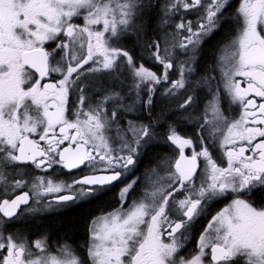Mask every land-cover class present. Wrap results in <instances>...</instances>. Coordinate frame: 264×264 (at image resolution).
Listing matches in <instances>:
<instances>
[{"label":"snow or ice","instance_id":"6c2138e0","mask_svg":"<svg viewBox=\"0 0 264 264\" xmlns=\"http://www.w3.org/2000/svg\"><path fill=\"white\" fill-rule=\"evenodd\" d=\"M232 6L231 0H0V213L9 218L0 217V264H264V139L254 143L264 138V102L255 99L264 101V0H242L233 32L213 51L229 111L238 105L239 118L224 119L214 100V115L223 122L199 124V141L169 125L167 139L179 149L175 172L140 198L132 195L136 166L155 131L132 121L122 130L117 119L118 107L131 112L136 104L151 115L163 85L162 96H185L180 116L193 122L188 110L196 97L187 94L188 74L197 72L204 45L224 27ZM156 10L161 37L141 47L162 74L143 62L138 66L120 43L130 35L139 42ZM192 10L195 24L187 15ZM180 54L179 79L170 80ZM123 72L131 77L129 94L135 93L131 105L122 104L125 97L115 87L125 83ZM216 95L223 100L219 88ZM65 141L69 145L61 149ZM217 141L219 159L208 147ZM196 143L203 149L186 155ZM22 165L50 172V178L33 179L29 191L12 198L29 187L22 175L10 177L27 174L17 167ZM79 169L87 171L76 175ZM118 185L119 204L89 222L86 255L67 240L52 254L47 235L35 240L33 251L25 237L7 231L22 218L21 205H29L28 212L43 210L30 204L31 197L62 211L101 202ZM221 200L230 203L211 217L189 251L200 221Z\"/></svg>","mask_w":264,"mask_h":264},{"label":"flooded vegetation","instance_id":"af4514ba","mask_svg":"<svg viewBox=\"0 0 264 264\" xmlns=\"http://www.w3.org/2000/svg\"><path fill=\"white\" fill-rule=\"evenodd\" d=\"M163 2V0H161ZM242 0H231L232 7L227 10L225 13L228 16V20L225 22L224 27L210 40L207 44L204 45L202 53L198 59L197 63V72L188 74V79L190 85H186V88L189 90L187 94H191L196 97V103L189 108V112L192 113V121L188 122L186 117H181L180 113L184 110L179 108V103L185 98L184 95L181 97L173 96L171 98L164 97L161 95L163 85L158 86V90L154 96V104L152 112H157L165 114L167 118H170L166 122H161L160 125L153 126L152 129L155 131V136L152 138L151 144L146 149H141L143 153L139 157V162L136 166L135 176L139 177V182L136 185L134 191L132 192L133 196L140 198L144 191L149 192L154 190V187H159L161 184H164L169 179V172H175V159L179 158V149L175 145L171 144V141H168V129L169 125H175L178 131V134H182L184 137H193L196 141L200 140V136L197 133L199 124H204L208 121L207 109L209 105L214 102V100L219 103V111L223 115L224 119L232 121L239 118L240 108L238 105H232V110L229 111L230 97L224 92L223 80L221 77L220 68L216 66V56L213 55L214 49H217L218 44L225 40L226 36L231 34L234 30V19L233 17L238 14V7ZM181 13H184V10L181 9ZM188 17L193 21L198 19L197 13L195 10H192L187 13ZM176 21H179V17L175 18ZM176 51V50H175ZM177 52V51H176ZM224 56V62L227 63L229 53L225 51L222 53ZM185 59L184 56L181 57V60L175 61L174 69L170 70L169 77L170 80L173 79L174 70L179 71L180 62ZM140 64V63H139ZM138 64V66H139ZM151 65L159 70H162V66L155 62H151ZM236 79L241 80L242 78L237 77ZM200 81V83H197ZM207 81V82H206ZM243 87H246V84L242 83ZM211 88V90H209ZM217 88H219L220 93L223 94V100L216 95ZM183 93L185 90L183 89ZM146 95L142 99L146 100ZM74 99V97H73ZM257 102L261 101L260 97H255ZM144 113L148 114L146 108L142 104H138V115L142 117ZM198 120V123H197ZM221 123V122H218ZM222 124V123H221ZM252 126V125H249ZM122 130H126L128 125H120ZM208 128H211L209 125ZM260 127H264L261 125ZM57 134L59 133V128L56 129ZM161 133H158V132ZM226 132V129H224ZM129 137L131 133H128ZM207 135V132L205 133ZM38 139V137H34ZM222 138V137H221ZM261 137H257V140L254 143L259 142ZM42 145L43 141L40 142ZM69 142L65 141L64 144L60 145V148L63 149L68 147ZM118 147V142L117 145ZM204 147L201 143H196L193 147L186 148L185 154L190 156L192 151L202 150ZM211 148L212 153L219 159L222 155L221 149L219 148V141L216 142L215 147L211 144L208 145ZM250 154V153H246ZM58 159V157H57ZM167 160L168 163H162V161ZM224 166H226V158H224ZM202 163V161H201ZM170 165V167H169ZM21 170L24 168L28 169L27 174L23 171L12 172L11 176H23L24 180L28 183L29 187L24 189H17L16 192L12 195V198L15 195L23 194L24 191H29L31 181L37 177H42L45 182L50 178L49 173L40 172V170L35 169L31 165H22L17 166ZM56 172H63L65 177H67V170L62 169L60 165L54 166ZM51 171V170H50ZM86 169L74 170L76 175H82ZM198 183V182H197ZM120 186L114 187L111 192L104 198L101 202H91L88 204H80L66 210H49L44 208L43 203H36L35 198H30V204L35 208H41L42 211L28 212L29 205H21V209L25 210L20 213L21 219L12 223L7 231L11 232L13 235L19 233L22 237H25L29 244L33 246L35 240L38 238H44L47 235V242L52 248V254H55L57 245H63L64 241L67 240L74 247L80 246V249L84 255H86V248L83 247L87 244L89 239V222L92 217L98 216L101 211L108 212L112 210L115 206L119 204L117 199ZM64 194V193H61ZM58 194H51L52 197ZM3 197V192L0 191V198ZM49 197H42L41 200L46 201ZM227 203L230 201L221 200L212 207L209 208L206 216L200 221V226L197 229L196 233L192 236L189 241V251L195 249L196 244L198 243V236L200 232L203 231V228L207 226L208 221L211 217L220 211L223 207L227 206ZM20 212V210H18ZM0 217H3V214L0 213ZM4 220L9 218L3 217ZM167 239V236L163 237Z\"/></svg>","mask_w":264,"mask_h":264},{"label":"trees","instance_id":"16d2710c","mask_svg":"<svg viewBox=\"0 0 264 264\" xmlns=\"http://www.w3.org/2000/svg\"><path fill=\"white\" fill-rule=\"evenodd\" d=\"M157 22V17L154 18V15L153 13L151 14V18L149 20V23L147 25V28L145 30V32L142 34L141 36V39L140 41L138 42L137 41V38L136 36H133V35H130V36H125L122 38V40L120 41L121 45L128 49L129 52L131 54H133L136 58V61H137V65L141 62H143V64L151 71H154V72H157L158 74L160 73L159 71V68L158 69H155L152 65H151V62L153 61H150L148 60L144 54H143V51H142V47L141 45H146L148 44L147 43V40H148V34H151V31H153V25L156 24ZM147 31V32H146ZM173 76L174 73H173ZM105 86L107 87V81H105ZM125 87H129L128 85L126 86L125 84ZM118 90V89H117ZM122 94L124 95V91H121ZM99 95L100 94H97V97L96 99H99ZM127 101L124 99L122 101V104L123 105H127L128 102L126 103ZM138 109V107H137ZM160 115H163L161 113H157L156 111L155 112H152L151 115L149 114H146L144 113V115L142 117H140L138 115V110L135 111V112H128V111H125L122 107H119V110H117V119L119 120L120 122V125L122 126L123 124L126 123V120L128 119L129 121H132V122H136L137 124H140V123H143L145 125L147 124H151L152 127L153 126H156V125H160V123L163 121V122H166L167 120H169L170 118H166L164 120H160L159 119V116ZM158 133H161L160 131Z\"/></svg>","mask_w":264,"mask_h":264},{"label":"rangeland","instance_id":"374dc122","mask_svg":"<svg viewBox=\"0 0 264 264\" xmlns=\"http://www.w3.org/2000/svg\"><path fill=\"white\" fill-rule=\"evenodd\" d=\"M157 14H158V10L153 11L154 18L157 17ZM176 22L178 23L179 21H176ZM79 23H81V24L83 23V18H82V17L79 18ZM156 23H157V22H156ZM146 32H147V31H146ZM148 37H149V38H148V40H147V43H151L153 40H159V39H160V37H161V33H160L159 31L156 30V24L153 25V31H151V34H148ZM176 51H177V53H180L179 48H177ZM182 56H183V55L180 54V55L178 56V59H177V60L180 61ZM159 71H160L159 74H162V70H159ZM173 73H174V75H175V76H173V79H174V80L179 79V71L176 69V70H174ZM121 79L124 80L125 83H124L123 85H119V84H117V85H115V87H116L118 90H120V91H124V97H125L124 99L128 102L127 105H131V104L134 102V100H135V93L132 92L131 94H129V89H130V87H131V77L128 76L127 72H123V73L121 74ZM125 84H126V86L128 85L129 87H125ZM107 85L109 86L108 82H107ZM108 86H107V87H108ZM180 92L183 93V89H181ZM181 96H182V95H181ZM181 96H176V97H181ZM127 102H126V103H127ZM137 107H138V104H136L135 109H134L133 111H131V112L133 113V112L137 111V110H138ZM117 110H119V107H118ZM105 111H106L107 115L110 117V116H111V111H112V104H111V103L108 104V106H107V108L105 109ZM207 114H208L207 117H209V118H208V121H212L213 123H218V122H221V123H222V122H223L222 120H218L217 117H216V115H214L213 107H211V105H209V108L207 109ZM166 118H167V117H166L165 114L159 116V119H160V120H164V119H166ZM128 123H129V120L127 119V120H126V123L123 124V125L126 126V125H128ZM209 126L211 127V124H209ZM112 131H113V133H114L115 129H113Z\"/></svg>","mask_w":264,"mask_h":264}]
</instances>
